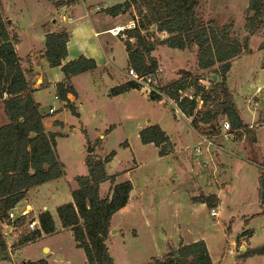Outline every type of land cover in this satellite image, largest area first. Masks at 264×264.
Instances as JSON below:
<instances>
[{
  "label": "trees",
  "instance_id": "obj_1",
  "mask_svg": "<svg viewBox=\"0 0 264 264\" xmlns=\"http://www.w3.org/2000/svg\"><path fill=\"white\" fill-rule=\"evenodd\" d=\"M77 1L71 0V3L76 4ZM67 3L63 0L55 4L58 6ZM199 4L200 0H124L107 7L105 11L116 16L132 6L138 7L142 20H139L138 15L133 18L135 26L126 29L129 38L125 40V44L129 67H134L140 75H148L157 70L158 58L153 55L157 45L195 50L198 73L183 72L178 79L163 86L165 94L177 101L183 113L192 118L195 128L205 125L208 127L206 133L219 132L220 122L225 118L230 123V133L242 131V135L254 141L258 125L264 123V113L260 114L259 120L253 126L245 122L235 94L228 86V73L232 60L249 52L250 36L264 32V0H249V15L245 24L248 35L244 39L232 34L233 23L220 25L215 19L205 22L199 18L196 13ZM11 25L0 0V100L4 102L8 118V122L0 126V253L9 248L6 232L9 225L15 231L20 230L17 240L10 246L12 249H19L35 241L43 233L50 235L58 231L54 216L48 210L40 212L39 227L36 229L26 226V215L12 220L9 212L26 196L30 188L66 174L65 165L56 150L57 134L47 131L45 114L41 112L33 95L32 70L24 67L23 59L17 54L15 45L18 36ZM152 25H156L160 36L156 42L152 40L155 33L149 30ZM45 39L47 60L51 66H61L65 74V79L56 84L57 96L65 101L74 115L79 116L75 104L68 98L69 93L77 94L72 77L95 69L97 64L93 58L85 55L64 62L70 39V34L65 29H46ZM132 39H136V42L133 43ZM259 49H264V41ZM203 71L213 73L210 87L202 83L207 77ZM136 88L140 89L136 82L128 80L113 87L110 94L118 95ZM189 89L196 96H201V107L195 99L180 98V91ZM150 97L158 101L163 99L161 95L154 93ZM139 135L144 144H155L159 148L160 156L174 152L170 136L159 124L143 128ZM100 143V140L96 141L93 148ZM115 154V150L104 157L94 151L88 153V174L76 177L78 187L72 190L73 200L57 207L62 227L72 231L77 246L85 252L88 264H114L106 239L113 215L128 203L133 189V183L127 180L115 184L111 196H100V184L105 180H115V175L108 174L106 169L107 163ZM253 161L259 165L257 190L264 208V161ZM193 201L206 203L209 208H217L219 204L216 194H200L193 197ZM259 214L264 215V210ZM254 255H264V244L245 251L243 258ZM151 260L152 264H214L204 239L180 243L178 248L172 247L167 253L152 257ZM22 264L50 262L42 258L23 261Z\"/></svg>",
  "mask_w": 264,
  "mask_h": 264
},
{
  "label": "rangeland",
  "instance_id": "obj_2",
  "mask_svg": "<svg viewBox=\"0 0 264 264\" xmlns=\"http://www.w3.org/2000/svg\"><path fill=\"white\" fill-rule=\"evenodd\" d=\"M50 1L54 4H58L59 1L63 0ZM65 1L68 3L58 6L55 4V6L57 8H62L65 11L64 13L70 15L74 11L73 8L75 5L80 3L76 11V16L78 17L81 14H85V6L83 5L84 0H78L76 4L71 3V0ZM123 1L124 0H85L84 3L89 5V7H96L99 5H106L109 7ZM1 2L2 5L6 7H3L6 17H10L12 13H20L21 17L24 18L23 22L27 28L22 30L24 42L21 45V48L24 49L33 43L38 44L40 39L36 36L39 31L38 21L43 17L48 8L45 5H42V3H37L36 0H1ZM248 5L249 0H200L196 13L197 16L205 22L215 19L220 25L224 23H233L234 29L232 34L238 36L240 39H244L245 36L248 35V32L245 29L246 19L249 15ZM138 13V7L132 6L125 12L121 13L122 17H118L117 20L119 22L125 21L124 25L127 26L132 20H134L133 18L136 17V15H138L139 20H142V17H140ZM107 17V12L101 8V11H98V13L93 12L91 16L87 15L84 21L89 22L90 19L93 20L96 24V29L99 30L109 26L113 22L112 17ZM13 25L11 26L15 28L16 25ZM149 30L150 32L155 33L152 40L156 42L158 38H160L159 33H157L156 25H152ZM123 33L126 34V29ZM100 37L101 39H105L106 37H109V35L102 34ZM117 38V40H120L119 37ZM128 38L129 37L126 34V37L123 39L126 40ZM93 40H96L95 36H93ZM132 40L133 43L136 42V39ZM263 41L264 32L259 35L250 36L249 52L243 54L245 56L235 63L229 82L231 88H235L236 91L239 92L238 98L236 96L237 102L242 110L244 120L247 122H251L252 119V109L248 108L250 104L252 105V108L254 107V109L257 110L258 117H260L262 112L264 113L263 96L254 97L252 102L248 104L246 101V99H248L247 96L251 95L256 90L257 84H264V71L262 69L264 52L259 49V45ZM154 52L162 63L159 64V66L163 68V71L160 73L157 83L162 91H164V85L178 79L183 72L190 71L193 74L198 73L196 67L197 52L195 50H181L167 45H157V50ZM108 57L112 59L109 54ZM124 63L125 58L122 55L121 49L118 47L115 56V64L123 67ZM203 72H206L204 74L207 77L202 80V83L210 87V78L213 73L208 71ZM86 86V82H79L81 90L86 89ZM43 95L46 97L45 103H48L53 96V90L47 89L43 92ZM86 98V105L84 108L85 117L83 118L82 125L85 130L87 129L89 137H87L86 131L77 126L79 125L80 120L73 115L70 109L69 111H64L60 115V117L67 122L65 127H50L48 122L52 118V114L48 115L47 125L49 129L57 130L59 132L56 137L58 139L56 147L57 153L60 159L68 165V176L84 175L86 167H83V159L79 152V145H84V150H87L89 147H94L95 142L101 140L100 136L105 134L104 148L108 152L113 150L117 151L114 166L117 170H125L133 167V152L138 156L137 159L139 165L138 168L132 172V178L135 180L136 186H138V190L141 194L146 191L145 186L148 178L156 177L160 181L159 185L164 190L160 195L156 193V196L163 197L164 200L161 213H157L158 210L153 208L157 206V204H150L148 207L145 206L147 214L146 223H148L150 227H148L147 224L137 216V211H135L136 216H134V211L131 210L129 215L124 218L121 226L122 228L114 234L112 239L108 242L111 255L114 258V264H152V257L162 256L166 251L161 238L162 229L167 231L170 230L172 235H176V228H178L179 223H181V226H186V216L190 214V210L194 211V207L191 206L193 196H195L194 194H197V190H199L201 186L205 187V189H217L215 177L217 178L219 175L214 173L215 177H213L212 164L210 166L208 164L206 171H203L205 177H203L202 180L199 179L197 181L194 177L196 174L198 175V173L203 174V172L196 168L197 166L194 170L192 165L193 162L191 160H183L184 163L181 164V161L177 160L175 157L161 158L159 157L155 146L142 144L139 137L140 129L149 124L161 122L166 127L170 126V130L174 135V141L177 143V153L187 152V154L191 155L194 152V148L197 144H195L196 140H193L192 137L187 135V128H189L188 124L184 119L177 121L175 118L176 111L174 106L166 96L163 97L164 101L156 102L147 99L144 93L138 91L133 93L131 100L110 101L108 108H105L104 114H106L107 119L111 122L116 121L117 123L119 122V119L121 121L118 126H113L110 130H107L110 128V124L105 125L101 117L93 115L94 110L89 99H92V95L87 92ZM4 111V107L2 103H0V126L7 122L6 113ZM59 111H57V113H59ZM116 113H118V115ZM225 121L226 119L223 118L220 124L223 126ZM73 124L76 125L75 129ZM71 129L74 130L71 131ZM255 139H257L256 143L258 145L264 147V123L258 125ZM126 141L130 144L128 148L123 146ZM246 141L247 142L244 144L249 146V150L251 149L254 152L253 154H247V148H245V146L241 147L235 144L232 145L231 141H224L226 145L225 148L227 149L224 148L220 150L222 152V161L227 164L226 172L222 174V180L227 184L223 190V196L221 197V204L219 207L220 221L225 225L226 218H228V220H233L231 229L232 233H236V231L244 227V220L247 215L252 216L261 208L258 201L257 190L259 167L254 163L253 159L250 160L248 156L254 157L258 162H262L264 161V153H258L259 147L248 137ZM99 147L101 149V145H99ZM214 156L216 157V155ZM196 158L193 159L195 163L198 162V159H201V157ZM216 160L218 161L217 158ZM217 161L216 163H218ZM159 174H164L166 178L164 180L161 179ZM182 191L184 194L191 192L192 195L189 196V205L187 209L183 210V215L179 218L180 221L173 225V217L178 213V208L174 207L173 204H165V201L168 198H171L178 202ZM150 196H153V193H151ZM144 198L145 196H143V199ZM152 201L158 203L160 200L151 198L150 202L152 203ZM198 212L199 213H196V215H193L190 218V228L195 227L197 222H201L198 225L199 228L203 225L202 221H208L209 223L214 222L215 217L210 214L209 207L203 208L202 210L199 208ZM256 216L257 215L255 214L252 216V225L256 228L257 232L262 230V233L264 234V215L260 214L259 217ZM160 219H162V221ZM195 220H197V222ZM134 227H137L138 229L137 236L132 234V228ZM216 228L217 225L212 226V235L215 237H223ZM6 232H8L9 239L14 242L17 240V237L14 238L15 233L18 235L20 230L15 231L13 229L10 231V228H8L6 229ZM71 233L72 232L67 231L62 232L59 235L48 238L47 240L54 246L59 247L64 259L69 260L71 264H88L84 250L77 246V242ZM177 239L178 238L173 240L176 241ZM39 244L28 245L22 251L16 252L13 256V260L10 259V256L8 257L3 253H0V264H22L23 261L36 257L38 255L36 250ZM15 250L16 249H12V251ZM238 250H240L239 246ZM243 251L244 250H242V252ZM228 262L233 264L230 259ZM222 263L226 264L225 259ZM239 264H264V255L247 257Z\"/></svg>",
  "mask_w": 264,
  "mask_h": 264
},
{
  "label": "crops",
  "instance_id": "obj_3",
  "mask_svg": "<svg viewBox=\"0 0 264 264\" xmlns=\"http://www.w3.org/2000/svg\"><path fill=\"white\" fill-rule=\"evenodd\" d=\"M85 1V0H84ZM83 5L85 6V14L84 15H79L78 17L76 16V11L80 5L76 4L75 7L73 8V12L69 15L67 13H64L65 11L62 8H57L55 4L50 1V0H36L37 3H42V5H45L48 9L44 13L43 17L39 19V26H38V33L36 34L37 37H39V43L38 44H31L28 45L26 48L22 49L21 45L24 42V38L22 35V30L26 29V25L23 22L24 18L21 17L20 13H12L10 17H7L11 24L16 25L15 28L11 27L14 29V31L17 33L18 36V41L15 45L17 54L23 59V65L26 68H30L32 70V74L34 77V98L35 100L39 103L40 105V110L43 114H45L44 118V123L47 128V131L49 132H55L58 134L59 132L57 130H51L49 129L48 125L52 128H58V127H65L67 125V122H65L60 115L64 111H69V108L66 106L65 101L61 100L57 96V89H56V84L58 82H61L65 79V74L61 68V66H51L49 61L47 60L45 56V35H46V29L51 31H60V30H67L70 34V39L67 44L68 48V54L64 62H68L71 60H74L78 58L81 55H85L89 58H93L97 64V67L95 69L87 70L82 73H79L75 76L72 77V84L73 87L76 90V95H73L72 93L68 94V98L70 99L71 102H73L77 108V111L79 113V116H76L79 118L80 123L77 125L78 127H81L88 135L87 129L85 130L83 128V118L85 117V99L86 98V93L92 95L91 105L93 107V115L96 117H101L102 121L105 123V125L110 124L111 129L113 126L116 127L118 124L121 123L120 119L119 122L116 123V121H110L107 119L105 113V108H108V104L110 101H119V100H131L133 93L134 92H142L145 94V97L147 99H150L152 101L160 102L164 101L162 100H154L150 96V94L145 93L144 90L142 89H131L127 92L118 94V95H111L110 90L118 85H121L125 82H127L130 77L128 75V68H129V63H128V51L126 48L125 40L121 36H116L110 33V29L114 27H119L122 26L125 29L129 27L130 24L127 26L124 25L125 21L119 22L117 19L118 17H122L121 14L116 15V16H111V14L107 13L108 17H112V23L102 29L97 30L96 29V24L94 23L93 20L90 19L89 22L84 21L85 17L91 16L93 12L98 13V11H101V8L104 10L107 8V6L99 5L96 7L87 5L84 3ZM121 3V2H120ZM6 6V5H5ZM4 7V6H3ZM110 7V6H109ZM6 8V7H4ZM64 8V7H63ZM107 17V18H108ZM97 21V20H95ZM131 23V22H130ZM13 25V26H14ZM48 25V26H47ZM17 27V28H16ZM106 34L109 35V37H106L105 39H101L100 35ZM93 36L96 37V40H93ZM119 37L120 40H117ZM117 38V39H116ZM121 43H120V42ZM119 49L122 51V55L125 58V63L124 66H118L115 64V56L116 53ZM157 50V49H156ZM155 50V51H156ZM264 52V49L262 50ZM153 52V55L156 56ZM108 54L111 56L112 59L108 57ZM245 55H241L234 60H232V65L230 68V71L228 73V86L231 88L229 85L230 78L233 73V69L235 67V63H237L242 57ZM157 57V56H156ZM158 58V57H157ZM106 59V60H105ZM114 62V63H113ZM159 64H162L160 62V59L158 58ZM111 64V65H110ZM264 71V68H262ZM84 81L87 83V88L84 90H81L79 87V82ZM47 89H52L53 90V96L51 98V101L48 103H45L46 97L43 95V92H45ZM235 94V97L237 96L238 98V91H236L235 88H231ZM88 90V91H87ZM263 94V95H262ZM258 96H263L264 99V84H257L256 90L246 99L247 104L251 103L254 97ZM236 98V101H237ZM245 101V103H246ZM0 103H2L4 107V102L3 100H0ZM57 103V106H56ZM167 104V103H166ZM238 106L239 103L237 102ZM48 108V109H47ZM54 108L53 112H50V109ZM240 108V106H239ZM252 109V119L251 122L246 123L250 124L251 126L255 125V122L258 121L259 117L257 115V110L252 108V105L250 104L249 107ZM241 109V108H240ZM60 110V111H59ZM59 111V113H57ZM71 111V110H70ZM5 112V111H4ZM117 112V111H116ZM175 112V111H174ZM242 112V110H241ZM52 114V118L49 120V124L47 123L48 121V115ZM118 115V113H116ZM243 114V113H242ZM74 115V114H73ZM7 117V116H6ZM120 118V117H117ZM175 118L177 121H180V119L186 120L189 128H187V135L192 137L193 140H196L197 144L194 148V152L189 155L186 153H177V143L174 141L173 138V133L170 130V126L166 127L163 123L158 122L156 124H159L161 128L170 136L173 144H174V152L168 155L160 156L159 155V148L153 144V143H147L142 144L144 145H153L157 149V153L159 157L167 158V157H175L177 160L181 161V164L184 163L183 160H191L193 163L194 170L196 168L200 169L202 172L205 170L206 167L209 164V166L212 164V173L213 177H215L214 173H217L219 176L216 178L215 177V183L217 185V189H205V187H200L199 190H197V194H194L195 196H198L200 194H216L217 197L219 198V204L217 206V211L218 214L215 217L214 222L209 223L204 222L202 220V226L199 228V224L197 222L195 227L190 228V218L193 215H196V213H199L198 210H202L203 208H208L209 206L206 203L203 202H193L191 206L194 207V211L190 210V214L186 216V226H181V223H179L177 229L176 235H172L171 231H167L162 229L163 231L161 232V238L163 240V246L166 248V251L163 253H167L170 248H178L180 243H191L194 241H197L199 239H204L207 243L211 258L214 262V264H223V260L225 259L226 264H230L228 261H232L233 264H239L241 261H243V253L245 251H248L250 249H253L257 246H260L264 244V234L262 233V230H259L258 232L256 231V228L252 225V216L257 215L258 217L260 216L259 213H261L264 208L260 203V200L258 198L259 204L261 206L260 210L255 212L252 216L247 215L244 220V227L242 229L236 231V233H232V221L233 220H228L226 218L225 222L226 224L223 225L222 222L220 221V213H219V207L221 204V197L223 196V190L225 188V185L227 184L225 181H223V173L226 172V166L227 164L222 161V152L220 151L221 149L225 148V142H232V145L235 144L237 146H245L247 148V154H253L254 152L250 149L249 146L246 143V135H242V131H236V132H229L227 131L222 124H220V131L219 132H213V133H206V129H208L207 126L202 125L201 128H195L192 125V118L186 116L184 113H177L175 112ZM244 118V117H243ZM7 122H8V118ZM6 122V123H7ZM59 122V123H58ZM5 123V124H6ZM48 124V125H47ZM74 125V129L76 128V125ZM153 125V124H149ZM147 125V126H149ZM146 126V127H147ZM145 128V127H144ZM74 129H71L73 131ZM107 129V130H108ZM143 129V127L140 129V131ZM223 130V132H222ZM139 131V132H140ZM240 132V133H239ZM69 135V134H66ZM241 135V136H240ZM140 137V135H139ZM100 145L101 149L98 145L96 146L95 149L93 150L94 153L97 155L104 157L110 152H108L104 148V138L105 134H102L100 136ZM225 138V139H224ZM206 139V141H205ZM57 144H58V139ZM221 140V141H219ZM205 141V142H204ZM257 142V139L254 140V143ZM124 147L128 148L130 146L129 142L126 141V143L123 144ZM259 147L258 153L263 154L264 153V147L260 146L257 144ZM177 147V148H176ZM189 148V147H188ZM191 148V147H190ZM227 149V148H225ZM252 151V152H251ZM79 152L81 153V157L83 159V167H86V172L84 175L88 174V167L86 164V157L87 154L89 153L87 150H84V145L80 144L79 145ZM116 154L113 157V159L107 163L106 169L108 174L110 175H115V180L112 182L111 180H105L100 184L99 188V194L101 197L105 198L108 196H111L112 189L115 186V184L124 182L127 180H130L133 183V189L130 193V199L128 203L118 210L112 217L111 220V228L109 235L106 239V243L108 245L109 240L112 239L114 234H116L122 227V222L124 218L129 215V212L131 210L134 211V216H136L135 211H137V216L146 223L147 219V214H146V207L145 206H150V204H157V206L153 207L154 209H157V213H161L164 200L163 197L156 196L158 193L159 195L163 192V188L159 185L160 181L156 177H151L148 178L147 183H146V191L144 193H140L138 190V186H136L135 180L132 178V172L138 168V159L137 155L135 152H133L134 155V165L131 168H127L125 170H117L115 166L116 162V157H117V151L115 150ZM263 152V153H262ZM216 155V157L214 156ZM264 155V154H263ZM196 157H201V159H198V162L195 163L193 159ZM257 157V156H256ZM204 158V159H202ZM218 159V161L216 160ZM251 159H255L254 157H249ZM60 159V157H59ZM197 159V158H196ZM61 160V159H60ZM62 161V160H61ZM216 161L218 163H216ZM65 165V171L66 174L63 177L53 179L51 181H47L43 184L34 186L30 188L27 191V194L24 198H22L19 202L16 203V205L10 210L16 214V216H23L26 215L27 218H35L39 220V213L41 211L48 210L52 213L55 219V223L57 226L58 231L54 234H42L41 237L36 239L35 241L28 243L24 246H22L19 249H16L15 251H12L11 241L9 239L8 235V242H9V248L7 251L3 253L5 256H10V259L13 260V256L16 252L22 251L26 246L32 245V244H42L37 247V253L38 255L34 258L33 260H38L42 258H46L49 260L50 264H71L69 260L64 259L63 255L60 252L59 247L54 246L53 244L48 242V238L53 237L55 235H59L62 232H72L70 229H65L61 225V221L57 215V207L65 202L72 201V190L76 189L78 187V183L76 181V177L78 175H72L68 176V165L64 161H62ZM255 163V162H254ZM258 167L259 165L255 163ZM135 166V167H134ZM197 166V167H196ZM196 167V168H195ZM70 177V178H69ZM159 177L161 179H165L166 176L164 174H159ZM205 177V174L198 173L194 177L198 181L199 179L202 180V178ZM155 181V185H154ZM210 185V184H209ZM211 187V186H210ZM153 193V196H150V194ZM192 193H186L184 194L183 191L180 194V200L176 202V200H172L171 198H168L165 201V204L172 205L174 207L178 208V213L173 217V225L176 224V222H179V218L183 215L182 212L183 210L187 209L188 207V199L189 196H191ZM143 196L145 198L143 199ZM193 196V197H195ZM159 197V198H157ZM151 198L160 200L158 203H155L152 201L150 202ZM152 208V209H153ZM211 209V208H210ZM256 216V217H257ZM178 218V220H177ZM217 218V219H216ZM162 221V219H160ZM148 227L150 225L146 223ZM213 225H217L216 230L223 235V237L218 236L215 237L212 235L211 228ZM137 226V225H136ZM175 227V226H174ZM10 228V231L13 230V227L7 226L6 229ZM15 230V229H14ZM8 233V232H7ZM72 234V233H71ZM132 234L135 236L138 235V229L137 227L132 228ZM73 235V234H72ZM17 237L18 235L15 233L14 238ZM12 238V237H11ZM178 238L176 241L173 239ZM239 244V245H238ZM238 246L240 250H238ZM109 247V246H108ZM110 250V248H109ZM242 250H244L242 252ZM29 259V260H32Z\"/></svg>",
  "mask_w": 264,
  "mask_h": 264
},
{
  "label": "built area",
  "instance_id": "obj_4",
  "mask_svg": "<svg viewBox=\"0 0 264 264\" xmlns=\"http://www.w3.org/2000/svg\"><path fill=\"white\" fill-rule=\"evenodd\" d=\"M135 26V22L132 20L129 27L128 28H132ZM125 31V28L119 29V27H114L112 29H110V33H112L113 35L116 36H121V37H126V34H124L123 32ZM165 34L162 35V37H164ZM163 71V68L161 66L157 67V70L154 73L148 74V75H140L137 73V71L135 70L134 67H129L128 68V75L130 77L129 80H132L134 82H136V84L139 86L140 89L144 90L145 93L147 94H159L162 96V98L164 96H166L169 101L173 104L174 109L177 113H183V111L180 109L177 101L175 99L170 98L169 96H167L165 94L164 91H162L158 86V77L160 75V73ZM183 97H188L189 99H195L198 102V106L201 107L202 103H203V99L201 98L200 95H195L192 89L186 90V91H180V98ZM54 108L50 109V112H53ZM224 128L228 131L230 129V123L228 121H225L223 124ZM206 141V139H205ZM210 214L212 216H217L218 211L217 208H211L210 209ZM10 218L12 220H15L16 218H18L19 216H16V214L12 211L9 212ZM10 226V225H9ZM26 226L29 229H36L39 227V220L35 219V218H29L26 222ZM13 227V226H12Z\"/></svg>",
  "mask_w": 264,
  "mask_h": 264
},
{
  "label": "water",
  "instance_id": "obj_5",
  "mask_svg": "<svg viewBox=\"0 0 264 264\" xmlns=\"http://www.w3.org/2000/svg\"><path fill=\"white\" fill-rule=\"evenodd\" d=\"M214 77H215V79H216V76H214ZM93 150H94L93 147H89V148L87 149V151H88L89 153H91Z\"/></svg>",
  "mask_w": 264,
  "mask_h": 264
},
{
  "label": "bare ground",
  "instance_id": "obj_6",
  "mask_svg": "<svg viewBox=\"0 0 264 264\" xmlns=\"http://www.w3.org/2000/svg\"><path fill=\"white\" fill-rule=\"evenodd\" d=\"M122 28H124V27H122V26H119V29H122Z\"/></svg>",
  "mask_w": 264,
  "mask_h": 264
}]
</instances>
